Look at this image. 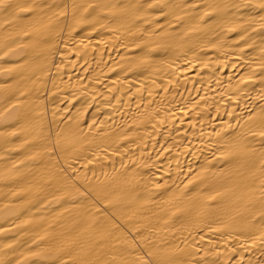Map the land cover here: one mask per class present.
Here are the masks:
<instances>
[{
  "label": "bare ground",
  "instance_id": "obj_1",
  "mask_svg": "<svg viewBox=\"0 0 264 264\" xmlns=\"http://www.w3.org/2000/svg\"><path fill=\"white\" fill-rule=\"evenodd\" d=\"M0 264H264V0H0Z\"/></svg>",
  "mask_w": 264,
  "mask_h": 264
}]
</instances>
